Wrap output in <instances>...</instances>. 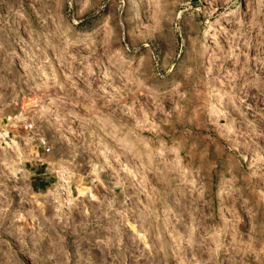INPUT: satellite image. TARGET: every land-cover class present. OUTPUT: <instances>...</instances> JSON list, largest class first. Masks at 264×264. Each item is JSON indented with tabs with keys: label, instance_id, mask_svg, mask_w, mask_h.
<instances>
[{
	"label": "rangeland",
	"instance_id": "obj_1",
	"mask_svg": "<svg viewBox=\"0 0 264 264\" xmlns=\"http://www.w3.org/2000/svg\"><path fill=\"white\" fill-rule=\"evenodd\" d=\"M133 1L0 0V76L16 46L51 45L93 90L138 103L159 156L143 134L122 135L139 161L127 165L138 223H61L46 216L60 200L36 222L49 188L27 192L28 225L9 224L26 212L0 196V264H264V0ZM88 188L64 200L89 214Z\"/></svg>",
	"mask_w": 264,
	"mask_h": 264
},
{
	"label": "built area",
	"instance_id": "obj_2",
	"mask_svg": "<svg viewBox=\"0 0 264 264\" xmlns=\"http://www.w3.org/2000/svg\"><path fill=\"white\" fill-rule=\"evenodd\" d=\"M68 3L70 10L72 0ZM71 15L77 22L74 11ZM31 46H16L18 53L7 61L9 69L0 76V89L8 97L0 101V196L11 195V207L16 205L14 210L25 211L27 216L19 221L13 215L9 224L28 225L27 210L32 205L27 192L49 188L57 197H39L40 204L34 206L39 214L36 222L59 200L63 212L46 216L61 223L102 218L105 227L114 222L121 225L126 216L139 219L140 193L131 184L139 187L140 174L136 177L127 169L138 158L124 145L122 135L128 129L143 134L155 150L153 159L159 156L154 141L144 133L146 118L138 103L128 100L125 92L93 90L91 80L84 76L86 70L74 59H55L62 55L47 53L51 45ZM33 180L38 181L36 187ZM79 181L89 186L85 196L89 197L85 206L89 214L64 200L68 191L77 196Z\"/></svg>",
	"mask_w": 264,
	"mask_h": 264
},
{
	"label": "bare ground",
	"instance_id": "obj_3",
	"mask_svg": "<svg viewBox=\"0 0 264 264\" xmlns=\"http://www.w3.org/2000/svg\"><path fill=\"white\" fill-rule=\"evenodd\" d=\"M133 5H134V10L136 9H138V7H139V1L138 0H134L133 1ZM234 11V10H233ZM134 12V11H133ZM140 14V13H139ZM140 16V15H139ZM232 130V129H231ZM30 198H31V196H30ZM28 199H29V197H28ZM30 200V199H29ZM32 200V199H31ZM23 226V225H22ZM111 226V225H110ZM39 237V236H38ZM134 238V237H133Z\"/></svg>",
	"mask_w": 264,
	"mask_h": 264
},
{
	"label": "flooded vegetation",
	"instance_id": "obj_4",
	"mask_svg": "<svg viewBox=\"0 0 264 264\" xmlns=\"http://www.w3.org/2000/svg\"><path fill=\"white\" fill-rule=\"evenodd\" d=\"M145 257V256H144ZM146 258H148V257H146ZM149 259V258H148Z\"/></svg>",
	"mask_w": 264,
	"mask_h": 264
}]
</instances>
